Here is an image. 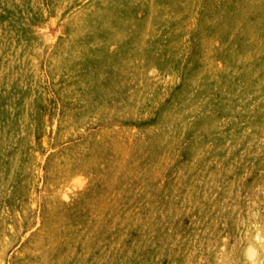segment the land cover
Returning <instances> with one entry per match:
<instances>
[{"label": "rangeland", "instance_id": "1", "mask_svg": "<svg viewBox=\"0 0 264 264\" xmlns=\"http://www.w3.org/2000/svg\"><path fill=\"white\" fill-rule=\"evenodd\" d=\"M0 264H264V0H0Z\"/></svg>", "mask_w": 264, "mask_h": 264}]
</instances>
